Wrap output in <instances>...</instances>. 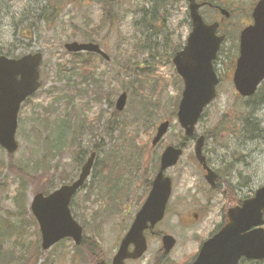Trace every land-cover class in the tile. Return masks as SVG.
<instances>
[{
    "label": "rangeland",
    "instance_id": "obj_1",
    "mask_svg": "<svg viewBox=\"0 0 264 264\" xmlns=\"http://www.w3.org/2000/svg\"><path fill=\"white\" fill-rule=\"evenodd\" d=\"M66 1L72 4L65 8L59 19L51 27L39 23L33 35L24 23L13 36L11 25L20 20L17 4L12 9L5 8L0 12V52L3 51L5 55L10 52L13 57L40 52L43 59L39 69L42 86L21 107L15 136L18 150L12 158L26 171L35 172L36 186L30 184L26 186L28 195L26 204L29 212V203L37 192H34L37 187H43L48 183L49 189H58L65 184L62 179L66 180L78 175L79 156L84 157L82 150L90 151V141L88 142L87 139L92 130L97 127L96 134L100 136L99 145L103 146L105 153H111L119 144L124 157L133 158L134 152L130 155L128 151V143L131 141L129 134H133V129H137L135 144L138 151L141 150L142 160L138 159L141 167L134 175V182L128 184V197L119 199L121 195L119 187L123 186V192L127 185L126 178L132 179L126 170L123 183L120 182L118 185L115 183L117 181L113 180L109 185L112 186L111 197L106 194L105 181L110 178L100 167L105 159L102 151V161L93 167L89 180L72 201L71 209L77 215V222L83 226V235L87 239H95L103 252V258L111 259L119 245V240L124 236L137 212L138 201L143 200L145 193L143 184L156 164L159 152L163 146H176L178 138L183 136V130L177 119L171 117V107L178 98V88L180 87L181 90L182 86L178 85L177 75L176 77L174 75V67L171 64L173 53L170 46L174 43H178V46L180 43L183 44L190 32L188 24H184L181 29L179 26L184 21L183 10L187 5L184 1L174 2V4L170 0L163 2L161 0H114L113 8H109L114 17H110L109 24L108 15L102 9L103 5L100 6L96 1L82 0V3L81 0ZM153 1H156L158 5L154 7V12L159 21L151 26L148 19L150 11L153 10L151 5ZM185 19L187 20L186 17ZM155 25L156 35L154 36L152 27ZM84 33L95 35L96 37L93 36L95 38L91 41L100 45L102 52L110 57L108 62L100 58L96 59L97 68L93 70V77L87 80V84L81 83L78 76L70 81L67 80L69 72L66 71L72 59L63 47L65 43L74 41L89 42L90 40L83 39ZM128 67L142 73L141 79H146V87L152 84L155 88L153 102L158 103L160 111L153 119L155 127L151 134H148V127L144 125L146 122L133 124L134 119H141L139 103L147 101L134 89L126 91L128 100L121 113L115 115L117 123L114 130L109 134L103 132V126L106 125L111 113L115 112L116 98L125 91L124 89H128L131 82L136 84L135 77H119L121 68ZM224 71V68H220L218 73L225 76ZM79 83L81 95L72 90V87ZM220 84L218 97L205 109L195 130L198 136L206 135L211 131L215 133L214 141L206 142L203 152L206 156H210L211 160L216 155H221L224 157L223 160L233 162L234 172L241 173L238 183L245 188L247 198L258 187L264 185V105L255 106L253 110L251 109L254 107L253 102L246 101L236 94L233 84L226 80H222ZM146 87H144V93H148ZM263 97L264 95H261L260 98ZM247 118L254 121L252 122L254 127L255 125L258 127L259 130L256 133L243 132L242 125ZM166 119L171 122L168 133L155 148H152L150 141L154 136L155 128L158 123ZM122 122H126L128 126L123 132L124 135L116 138L119 134L117 126ZM113 127L112 124L111 128ZM78 129L84 137L80 140L81 147L70 146V142L73 143L76 138L75 132ZM149 135L151 136L148 137ZM145 142L149 144L148 148L145 147ZM193 147L194 142L189 141L183 149L178 165L168 169L165 174L172 179L173 189L159 231L177 238L178 244L170 257L176 262L181 259L183 253H187L183 255L184 258L190 257L194 251L197 253L200 246L198 239L205 240L208 232L219 219L217 217L219 207L212 201V194L207 193L209 188L204 184L202 174L198 170ZM49 149L52 151V156L48 155L46 159L51 161L52 165H56L57 170L52 172V165H48L49 171L45 174L39 168L45 152ZM232 157L233 160H231ZM7 158V153L0 149V167L3 166L0 171L2 172L0 182L6 183L0 190V216L4 215L5 210L15 212L12 198L19 185V179L5 170L8 164ZM46 176L51 178L45 179ZM86 196H89L87 201H85ZM105 199L112 201L107 203ZM195 210L196 213L197 210H201L203 215V221L200 220L197 224L191 216ZM5 220L11 225L17 222L14 218ZM26 220L28 226L25 234L28 237L26 245L29 243L38 248L40 244L38 226L27 215ZM189 222L195 224L191 229L181 227ZM180 228L186 231L184 240L179 236ZM185 240L188 242L186 243ZM13 241L10 239L9 244ZM149 243L146 255L138 262L128 264H150L160 243L152 238L149 239ZM72 246L73 243L70 240H64L55 249L43 252L44 255L39 257L36 264H48L44 259L47 257L53 259L50 264H69L66 258L61 256L64 253L72 254ZM80 264H91V261L84 260Z\"/></svg>",
    "mask_w": 264,
    "mask_h": 264
},
{
    "label": "water",
    "instance_id": "obj_2",
    "mask_svg": "<svg viewBox=\"0 0 264 264\" xmlns=\"http://www.w3.org/2000/svg\"><path fill=\"white\" fill-rule=\"evenodd\" d=\"M179 1V0H178ZM189 3L192 32L187 38L185 48L177 52L172 63L176 74L183 82V92L178 104L176 118L185 137L194 134V128L199 121L203 110L216 97L215 89L218 85L216 73L213 71L212 61L216 57L221 38L215 36L216 25H205L198 14L199 7L196 0H186ZM205 1V0H202ZM255 28L251 33L264 35V0L257 4L253 11ZM246 32L242 33L241 56L234 70L233 84L242 97H251L264 79V38L260 40V47L250 49L245 42ZM69 53H92L108 57L100 50L99 45L92 43L64 44ZM254 51V52H253ZM42 56L39 53L23 56L19 59H10L0 56V148L12 155L17 151L15 133L17 130V114L21 103L40 88L39 67ZM126 94L117 99L116 110L121 112L126 103ZM169 121L160 123L156 128V135L152 139V146L167 134ZM204 139L200 136L194 147L197 162L206 171L207 183L214 186L216 178L205 163L202 155ZM181 148L167 146L161 153L159 170L151 184V190L144 204L141 206L133 224L121 240L117 253L111 264H124L125 260H137L144 255L147 249L144 231L152 228L162 220L165 207L171 194V180L163 173L178 162L182 155ZM94 154L81 167L76 181L61 186L58 190L46 197L39 193L31 201L30 211L35 217L40 229L41 248L50 250L53 245L62 239H72L74 245L82 242V228L69 212L70 199L87 180L94 161ZM264 212V186L255 191L254 196L242 202L241 207L230 209L227 213L228 223L215 236L207 239L199 250L193 264H238L240 257L262 260L264 258L263 229L250 230L252 226L262 223ZM163 253L168 254L175 244L170 236H163ZM133 245V250H128ZM98 264H105L100 262Z\"/></svg>",
    "mask_w": 264,
    "mask_h": 264
},
{
    "label": "trees",
    "instance_id": "obj_3",
    "mask_svg": "<svg viewBox=\"0 0 264 264\" xmlns=\"http://www.w3.org/2000/svg\"><path fill=\"white\" fill-rule=\"evenodd\" d=\"M89 1H96L100 6L103 5V12L108 15L107 22L110 24V17L112 16V12L109 11V8H113V1L114 0H89ZM83 1L81 0V3ZM22 3V4H21ZM35 5H34V4ZM80 3V2H79ZM18 5V20L17 22H13V25L11 27L13 28L12 34L13 36L16 35V32L18 29H20V26L22 24H27L28 28L27 30L31 32V35L35 33L36 26L39 25V23L44 24L46 27L49 26L51 27L52 24H54L59 17L61 16L62 12L65 10L67 6H70L72 2H67L66 0H0V12L3 11L5 8L12 9L14 5ZM153 10L150 11V17L148 21H150V24H155L158 22V18L155 16L154 12V6L152 7ZM114 14V13H113ZM84 35L83 39L84 40H92L96 36L95 35ZM93 36H95L93 38ZM175 50V48H174ZM173 50V51H174ZM0 54H4L3 51L0 52ZM5 55V54H4ZM6 55H11L10 52H7ZM70 58L72 59L71 62H69V68L66 72H69V76L67 77L70 81V79H73L75 77H79L81 79V83L87 84L88 79L93 77V70L96 69V64L97 62V57L93 55H89L87 53L85 54H75V55H70ZM80 72H79V71ZM135 70V69H134ZM131 69V71L128 68H121V72L119 76L129 78V77H135L137 79L136 84L131 82L130 86L128 88H133L137 89L138 93H140L141 97L144 99H147V101H143L139 103V110L141 114V119L137 120L134 119L133 124H137L140 122L141 124H145L146 127H148V134L152 133V129L155 127L154 120L158 116V112L160 111L159 105L154 101V95H155V88L153 86H145L146 79H141L142 75L136 70L134 71ZM97 79L98 76H97ZM177 83L180 86L181 81L177 77ZM90 84V83H89ZM72 85V84H71ZM175 85V83H174ZM144 87L147 88L148 93H144ZM72 90L77 92L79 95L81 90H80V83L76 84L72 87ZM180 92V87L178 88ZM261 95H264V86L260 88V92L257 93L254 98H251L250 102H253L254 107L251 108L254 110L255 106H263L264 105V97L260 98ZM149 102V103H148ZM177 100L171 107L172 109V114L171 117H174L175 112L177 110ZM118 115V113L115 111L113 114V125L114 127L106 130L105 133H111L115 126H116V121L115 118ZM254 121H251L250 118H247L244 120V123L242 127L244 128V133L246 134H254L256 131H258V127L252 123ZM128 124L126 122H122V124H118L117 126V131L118 137H122L124 135V131ZM137 130V129H136ZM135 129H133L132 133L129 134L131 141L128 143V151L129 154L132 155L134 152V155H132L133 158L130 157H124L125 155L122 154V148L119 147V144L115 146L113 151L111 153H105L104 149H101V151L104 152L105 159L103 161L104 168L103 172L108 176L110 180L105 181V185L107 186V195L112 194V189H110L112 186H109L111 182H115L116 184L123 183L124 177L123 175L127 171L129 175L132 177L131 180H127V185L125 186V190L122 192L123 186L119 187L121 195L119 199H123V197H128L127 191H128V184L133 183L135 180V174L139 172V168L141 167L138 163V159L142 160V154L141 150L138 151L136 148L135 140L137 137V132ZM149 135L148 137H150ZM182 139L179 138L177 142L181 144L180 142ZM146 143V142H145ZM71 146V145H70ZM145 147H147V143L145 144ZM52 151L47 150L45 152V155L43 156V160L41 162V167L39 169L43 170L44 173L49 171V166L52 165L51 161L46 159V156L50 155ZM129 155V156H130ZM80 160L78 161V167L82 164L84 161V157L79 156ZM8 164L5 166L6 172L12 176H16L19 179V185L17 189L14 191V196L12 198V205L15 208V212L11 211H3L4 215L0 216V264H36L39 260V257L43 256L44 253L41 251V249L33 244H27V238L26 237V231L28 226L26 225L27 220L25 221V216L27 215L28 218H31V215L29 214L27 210V198L28 195L26 193L27 189V184H30L31 186H36V177H35V172L31 173L26 171L23 167L19 166L18 164L15 163L12 157L7 158ZM128 168V170H127ZM3 166L1 165L0 171H2ZM157 169V163L154 164V167L152 171L149 174V177H147L146 183L143 185V188L147 191V188H149V184L151 182V177L154 174L155 170ZM52 172H55L57 170L56 165L51 166ZM126 170V171H125ZM2 175V172H0V177ZM46 178H51L46 176ZM44 179V180H45ZM102 180V178H100ZM104 179V178H103ZM43 180V181H44ZM65 181V183L71 181V177L67 178L66 180L62 179ZM148 182V184H147ZM5 182H0V190H2V186H5ZM147 184V186H145ZM50 187L47 185H44L43 187L41 186L40 188H36L34 192H43L45 194L48 193ZM93 193V192H92ZM91 193V195H92ZM36 194V193H35ZM89 199V196H86L85 201ZM107 203L111 202L112 200L110 199H105ZM140 203V201H139ZM14 218L17 222L14 225H11L9 221L5 219L11 220ZM32 220V218H31ZM10 239H13V243H10ZM60 245V244H59ZM58 246V245H57ZM57 246H55L53 249H55ZM72 254H63L61 258H66V260L69 262V264H80L84 260H90L91 264H95L98 259H103L102 256V250L100 249V245H98V242L94 239H87L86 237L83 239V242L81 244V247H75L72 246ZM45 262L50 264L51 258H44Z\"/></svg>",
    "mask_w": 264,
    "mask_h": 264
},
{
    "label": "flooded vegetation",
    "instance_id": "obj_4",
    "mask_svg": "<svg viewBox=\"0 0 264 264\" xmlns=\"http://www.w3.org/2000/svg\"><path fill=\"white\" fill-rule=\"evenodd\" d=\"M163 1L164 0H161V2H163ZM170 1L173 3L174 2L177 3V2H183L184 0L183 1L170 0ZM259 2H261V0H239V2H237V0H206L205 2H202V1L196 2L198 7H200L198 10V13H199L200 17L203 19L204 23L207 25H216L215 26L216 36L222 37V40H223L219 46L216 58L213 61L214 62L213 63L214 71L218 75L219 84H220V82L222 83V80H226L230 84L232 83L234 70L237 66L238 59L241 55V50H240L241 44H242L241 34L243 32H246V38H244V39H245V42L246 41L248 42L250 49L258 48L261 45L260 40H262L264 38V35L261 36L258 33H251L252 29L255 28V26H254L255 25V18L253 16V11ZM184 3L187 6H186V9L184 8V10H183L184 21H183V23H181V25L179 24L180 29L184 26V24L189 23V26H191L190 21L188 19L189 18L188 8H187L188 4L185 1H184ZM151 5L154 7L158 6L156 1H153ZM185 17L187 18V20L185 19ZM262 22L264 23V19ZM166 23L167 22H165V24ZM155 27H156V25L152 27L153 32H154L153 33L154 36L156 35ZM186 38H187V36L185 37L184 43L182 45H181V43L179 44V45H181L180 49H182L185 46ZM174 46H175V48L178 47V43H176V45H174ZM172 47H173V45H172ZM220 68L225 69V71H224L225 76L222 75L221 73H218L220 71ZM108 123H109V125L111 124V122H108ZM96 128L94 130H92L93 136L90 135L89 138L87 139L88 142L90 141V146L92 148H90V151L87 154L86 159L84 160V162L87 161V159L90 157V155L92 153H95L96 159L94 161L93 167L97 166L99 164V161L100 162L102 161L101 160V153H102L101 149L103 146L99 145L100 139H99V134L98 135L96 134ZM110 128H111V126L105 128L104 133L106 132V130H109ZM213 135H215V133L213 131H211V133H206V135L204 136L205 140L207 142L208 141H211V142L214 141ZM81 136L83 137L82 134H81ZM79 147H81V146H79ZM84 152L85 151L83 150V153ZM202 152H203V150H202ZM212 153H214L213 150H212ZM203 154L205 156L207 166L211 169V172L215 173V175H216V178L214 180V186H211V185L209 186L205 180L206 174H205L203 167H200V165L197 163L198 164V170H199L200 174H202L203 182L209 188V191L207 193L212 194V196H213L212 201L215 202L216 205L219 207V212L217 214V217L219 219H218V221L215 222V224L211 228V231H209L208 235H207V238H211L212 236H215L217 233H219L222 230V228L227 225V223H228V217H227L228 211L230 209L237 207V205L240 204V201L242 199L246 198V194H245V188L241 185V183H238L241 173L234 172V167H230L229 164L225 160H223L224 157H222L221 155H216L211 160L210 156H208V155L206 156L204 152H203ZM81 165L79 166V168L81 167ZM103 166H104V164L102 161L101 166H100L101 169L104 168ZM145 183H146V181L144 182V184ZM151 183L152 182H150L149 188H147V191L145 190L146 191L145 196H147V193L151 189ZM147 184H148V182H147ZM147 184L145 186H147ZM145 196H144V198H145ZM210 203H211V201L209 202V204ZM218 203H220V205ZM197 211H198L197 213L195 210V212H193L191 214L192 219H194L196 224L199 223L200 220L203 221V218H202L203 215L201 214L202 211L201 210H197ZM206 211L208 213V210H206ZM165 215H166V212H165ZM263 216H264V214H263ZM132 221H133V219L131 220V223H132ZM163 221H161V222H163ZM160 223L156 224L152 228L148 227V229H146L144 231L145 242L147 243V247H149V245H150L149 239H151V238L157 240L158 243H160V247L154 253L152 261L150 264H193V262L195 261V258L197 256L198 250L205 240L201 241L202 238L198 239V241H199L198 243L200 246L197 250V253L194 251V254H192L190 257H187V258H184V256H183L184 254H187V253H183L181 255V259L178 260V262H176L175 259H170V257L172 255L173 249L178 244V242H177L178 240H177V238L175 239L172 236L176 242L175 247L172 249L170 254H168V255L163 254L162 243H161L162 237L164 235H168V234H166L163 231H159ZM194 225H195L194 222L193 223L189 222V223H184L181 227H183L184 229H191ZM261 227L263 228V232H264V222L261 225ZM179 231H181V233L179 234L180 238L182 240H184L186 238V231L181 230V228ZM207 238H205V239H207ZM185 241H186V243L188 242L187 240H185ZM131 249H132V247L129 248V250H131ZM113 257L114 256H112L111 259L106 258L105 263L110 264ZM139 260L128 259L127 261L124 262V264L136 263ZM238 264H264V258H262V260H252L251 258L246 259V258L242 257L239 259Z\"/></svg>",
    "mask_w": 264,
    "mask_h": 264
}]
</instances>
